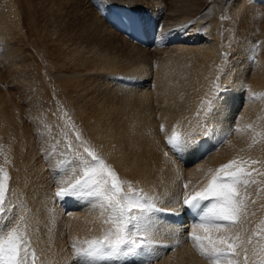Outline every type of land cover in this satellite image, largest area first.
<instances>
[{
    "label": "bare ground",
    "instance_id": "obj_1",
    "mask_svg": "<svg viewBox=\"0 0 264 264\" xmlns=\"http://www.w3.org/2000/svg\"><path fill=\"white\" fill-rule=\"evenodd\" d=\"M105 1H82L87 6L77 19L74 11L64 8V15L50 20L65 27L74 18L78 26V31L73 27L72 37L48 28L49 41L57 47L53 78L63 94L60 100L55 98L57 89L51 91L39 75L42 63L36 61L35 68L33 56L19 54L21 44L2 51L4 78L14 76L20 95L35 89L44 92L46 102L29 98L30 110L20 106L19 113L18 107L12 110L13 92L0 91V135L5 138L1 150L7 154L4 159L0 153V167L9 169L10 178L5 211L0 213V238L19 226L36 254L34 264H83L73 244L86 247V241L102 238L113 227L106 222L110 216L106 202L102 208L101 198L88 195L96 191L95 182L100 179L87 174L96 163L89 155L94 152L155 205L149 213L148 238L153 242L141 249L144 254L96 264H212L189 238L199 217L184 218L183 200L186 194L207 188L220 166L232 160L252 172V182L239 189L247 205L243 238L252 236L253 244L264 245V51L252 62L256 47L248 52L245 40L255 43L264 38L260 34L255 39L252 32H262L264 21L248 17L258 9L236 0L237 11H227L216 33L218 0H108L152 11L166 30L173 27L178 11L185 13L186 29L168 32L162 41L143 46L110 25ZM241 12L240 38L233 44L236 58L222 69L226 19ZM167 40H172L170 46ZM69 105L85 132L75 133L79 128L74 118L77 128L68 122ZM6 122L11 126L3 129ZM174 134L179 136V152L168 142ZM200 138L203 143L198 142ZM77 180L81 183L74 194L56 195ZM123 188L128 191V184ZM28 264H32L30 255Z\"/></svg>",
    "mask_w": 264,
    "mask_h": 264
},
{
    "label": "snow or ice",
    "instance_id": "obj_2",
    "mask_svg": "<svg viewBox=\"0 0 264 264\" xmlns=\"http://www.w3.org/2000/svg\"><path fill=\"white\" fill-rule=\"evenodd\" d=\"M252 95L256 96L255 93ZM168 142L175 151H180L178 134L170 137ZM89 155L96 163L87 174L100 179L95 182L98 185L96 191L89 192L88 195L101 198L102 208L106 202L110 211L106 222H110L113 227L102 238L86 241V247L77 248L73 244L76 255L82 258L83 264H96L101 260L119 261L121 256L143 255L141 249L153 242L148 238L149 213L155 205L148 201L141 189L132 187L130 181H122L118 173L94 152ZM0 173H3L0 178V213H3L9 175L2 167ZM251 176L252 172L240 166L237 160H232L220 166L207 188L184 197L183 203L188 208L197 210L199 215V222L193 225L189 238L193 246L212 264H249L251 257H255L252 264H264V245L253 244L252 236L244 239L242 235L247 231L244 227L247 205L246 198L240 195L239 189L247 188L252 182L249 179ZM80 183L77 180L56 195L74 194ZM124 184H128V191H124ZM205 201L210 202L205 205ZM29 255L34 264L36 254L31 250L26 233L19 226L12 227L0 238V264H28Z\"/></svg>",
    "mask_w": 264,
    "mask_h": 264
},
{
    "label": "rangeland",
    "instance_id": "obj_3",
    "mask_svg": "<svg viewBox=\"0 0 264 264\" xmlns=\"http://www.w3.org/2000/svg\"><path fill=\"white\" fill-rule=\"evenodd\" d=\"M82 1H84V0H0V33H1L0 34V91L2 93L13 92L12 95H11V99H12V101L13 100H15V101H13L12 110L13 109L15 110L16 107H18L17 109H19L20 106H25L26 107L25 110H30L31 106H29L28 102H27V101H29V98L41 100V102L45 103L46 102L45 99H44L45 98V93L44 92H38L35 89L34 93L31 91L27 95H25V94L24 95H20L21 91L19 90L20 91V92L18 91L19 93L16 91V86L17 85H16V80H14V78H13L14 76L13 77L10 76L8 78H4V74L2 73L4 71V63L1 62L2 61L1 54H2L3 49L5 47H8V46L16 47L18 44H21L20 45L21 47H19V54L23 55V57L27 56V55L29 57L33 56L31 58V60H32V64L34 65L35 68L38 66V62L42 63V65L44 67H43V69L40 70L39 75H41V77L45 78V80H46L47 84L49 85L51 91L54 90V88L57 89V93H56L57 95L53 91V93L55 94V98H57L59 100L62 99V95H63L62 91L59 90L57 86L55 87L54 78H53L54 74L56 73L54 50L57 47L54 45L53 42L49 41L51 39V37L47 36L48 28H49L50 32L56 30V31H59V32H56L57 34L59 33L62 36H65V37L74 36V34H75V32L73 33L74 29L76 31H78L77 30L78 26L75 25V19L74 18H73V21L70 24H68V25L65 22L64 24L67 25V26L65 25V27L63 25L62 26H60V25L58 26V24L55 26L53 24V22L50 21V20H52V19L56 20V19L60 18L61 15H64L63 14V10H62L64 8H66L64 10H67L68 8H70L71 11H74L75 15H76L75 16L76 19H77L78 16L79 17L83 16L82 13H83V11H85V9H86L85 7L87 6V3L86 2L84 3ZM209 1H211V0H209ZM235 1L236 0H218L220 6H219V9L217 11V14H216V12H214V14H215L214 16H217L216 18L218 19L217 22H216V25H215V28H216L215 31H217L216 33L220 32V27H221L220 24L222 22L221 19L225 18V16L227 15L226 14L227 11H229V10H231V12H235V10L237 11L238 6H233ZM244 1L242 3L244 5L246 3L245 6H247V5L250 6V4L252 3L250 7L253 6L252 7L253 9H256V8L258 9L256 14L252 11L248 15V17H250L255 22L264 21V5L263 4L262 5L259 4L261 0H256V2H258L257 4L259 6L255 5V2L253 0H244ZM184 3H187V2L185 1ZM247 3H249V4H247ZM51 4H53V7H52ZM85 4H86V6H85ZM256 6H258V7H256ZM94 7L99 10V8H98L99 6L95 5ZM81 9H82V11L79 12ZM70 10H67V11H69V13H70L71 12ZM74 12L73 13L71 12V13L74 14ZM76 12H77V14H76ZM151 13H152V15L154 14L152 11H151ZM184 14H183V11H178L177 14L174 15L175 20L172 21L173 24L171 26H175L176 22L177 23L186 22V24H187L188 19L186 18V16ZM234 15H233V17H231L232 19L231 18L226 19L228 24H229V26L226 29H224V32H223L224 34H226V38H225L226 40H224V44H223V47L221 48V52H220V55L223 52V55H221L223 59H222L221 63L219 64L222 69L229 62L234 61L233 59L236 58V57L233 56L234 55L233 44H234L235 40H239V38H240L239 37L240 36V34H239V24H240V21H241L242 12L240 14H236L235 13ZM68 20L70 21V19H68ZM3 21H5V22H3ZM193 22L194 21H191V23H193ZM9 23H10L11 27L9 26V28H7V25ZM3 24H5V25H3ZM262 24L263 25L260 26L263 29L262 32L260 31V29H257V31H252L251 30L254 33L253 35L256 36L255 39H257L260 34H263V35H260V36L264 37V22ZM13 25H14L15 29L13 28ZM160 25L162 27V30H164L165 27H163V23L162 24L160 23ZM4 26H6V27H4ZM213 26L214 25L210 26V28H213ZM63 27H64V29L66 28L67 30L66 29H65L66 31L63 30ZM73 27H74V29H73ZM169 28H171L173 30H170ZM169 28H168L169 30L167 29L168 32L174 31L173 27H169ZM254 28H259V26L256 25V26H254ZM68 29H69V31L71 29V31H70L71 34L69 33ZM62 31H63V33H62ZM67 32H68L69 35L65 34ZM5 33H7V34H5ZM244 33L249 35V31H245ZM54 37H56V36H54ZM173 38H175V37H173ZM244 38H246V36H244ZM3 39H5V40H3ZM19 39L20 40L22 39L24 41L21 43L19 41ZM245 40L248 43V45H247L248 47L246 46L247 48H249L248 52H249V50L251 51L253 48L256 47L255 51L252 52L251 55H250V59L252 60V62L256 61L260 57L261 52L264 51V38L259 39L255 43L254 42L252 43V42L248 41L247 39H245ZM216 42L218 43L217 39L215 40V43ZM154 44H156V43L154 42ZM67 46H70V44L68 43ZM150 46H153V44L150 45ZM167 46H170V45H167ZM168 48H169V50L171 49V47H168ZM28 49L30 50L29 53L26 52V51H28ZM21 57H19V60L23 59V57L22 58ZM36 61H38V62H36ZM155 66L156 65L154 64V68H155ZM26 68H27L28 71H31V66L30 67H26ZM34 71H35V74L38 73L37 69L34 70ZM34 88H37V85ZM14 94H15V96H14ZM32 95H34V96H32ZM21 96H24V98L21 97ZM20 98H21L22 101L24 100L23 101L24 103L20 100ZM17 99H19V100H17ZM14 105H16V106H14ZM68 107H69V109H68L67 113L65 114V116L68 117V122L70 124H73V125L75 124L72 121V118H74L77 121V126H78L79 130L75 129V133H76V131L80 133L81 130L83 132H85L83 130L81 122L79 121V117H77L75 112H74V108L72 107V105H71V107H70V105ZM17 109L15 111L19 112L20 109L19 110H17ZM18 112H17V114H18ZM27 112L28 111H26V114H27ZM8 123L6 122V124H2L3 129L8 127V126H11ZM75 128H77V127L75 126ZM226 131H227V129H226ZM3 139H5V138L0 135V150L2 149V145L4 144L2 142L5 141V140L3 141ZM90 147H91V145H90ZM0 153L3 155V157L5 159L7 154H5L3 152V150H1ZM10 157L11 156H9V154H8L7 158H10ZM5 163L6 164L3 165L4 168H6V166L8 165L9 162L7 163V161H6ZM5 171H9V169H7V170L5 169ZM1 175H3V173H1Z\"/></svg>",
    "mask_w": 264,
    "mask_h": 264
}]
</instances>
